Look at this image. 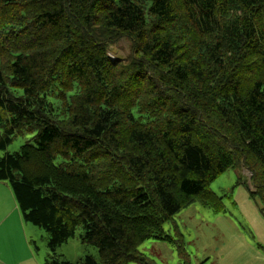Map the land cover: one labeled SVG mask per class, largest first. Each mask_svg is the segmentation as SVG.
<instances>
[{"label": "trees", "instance_id": "1", "mask_svg": "<svg viewBox=\"0 0 264 264\" xmlns=\"http://www.w3.org/2000/svg\"><path fill=\"white\" fill-rule=\"evenodd\" d=\"M0 17V181L44 264H147L139 245L229 164L264 200V0H0ZM28 151L58 178L25 172ZM77 227L98 258L57 253Z\"/></svg>", "mask_w": 264, "mask_h": 264}, {"label": "rangeland", "instance_id": "2", "mask_svg": "<svg viewBox=\"0 0 264 264\" xmlns=\"http://www.w3.org/2000/svg\"><path fill=\"white\" fill-rule=\"evenodd\" d=\"M115 37L116 42L108 46V55L129 64L134 59L136 42L127 35ZM25 139L16 136L7 150L21 151ZM27 158L25 172L53 173L44 156L39 159L30 151ZM259 169L257 166L253 170L259 174ZM53 174L57 179V174ZM252 175L242 164L227 165L187 207L163 222L164 239L150 238L139 245L144 261L147 264H264V200L255 192ZM19 212L18 209L21 216ZM7 213L8 217L0 222L1 264H44L49 252L46 232L24 220L21 222L25 227L21 228L14 217V207ZM23 229L26 241L22 237ZM81 231L77 227L74 236L57 248L62 259L75 262L88 254L98 258L94 246L81 242Z\"/></svg>", "mask_w": 264, "mask_h": 264}, {"label": "crops", "instance_id": "3", "mask_svg": "<svg viewBox=\"0 0 264 264\" xmlns=\"http://www.w3.org/2000/svg\"><path fill=\"white\" fill-rule=\"evenodd\" d=\"M6 184L7 183L5 181H0V222H1V220H4L6 217H8V216H6V214H8L7 212L9 211L10 208L14 207L15 212H16V214H15L16 216H14L16 218V222L21 228H23V227H25V226H23V224L21 222L23 220V218H22V216H20L18 214V207L16 205L14 197H13V200H11L13 194L11 192L9 185L7 184L8 185L7 186ZM21 233H22V237H23L24 241H26L27 237H26L25 229H23V231H21ZM0 264H1V262H0Z\"/></svg>", "mask_w": 264, "mask_h": 264}]
</instances>
